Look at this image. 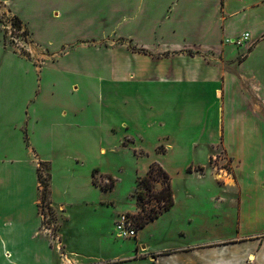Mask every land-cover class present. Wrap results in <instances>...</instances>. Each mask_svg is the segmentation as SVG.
<instances>
[{"label":"crops","instance_id":"crops-1","mask_svg":"<svg viewBox=\"0 0 264 264\" xmlns=\"http://www.w3.org/2000/svg\"><path fill=\"white\" fill-rule=\"evenodd\" d=\"M1 1L30 32L24 4L27 12L31 7L42 12L40 18L77 0ZM80 1L89 17L105 3ZM140 1L165 5L171 0ZM259 1L264 0H226L227 30L222 32L219 15L212 31L216 43L246 31L255 40L263 37L239 62V78L220 64L210 69L202 62L192 74L187 61L176 77L166 75L159 82L151 76L126 81L119 62L111 77L95 78L79 70L83 63L64 59L65 53L44 58L32 46L29 59L0 45L5 63L14 69L11 100L0 111V264L56 262L40 212L41 163L50 166L52 207L62 211V219L68 221L72 208L89 211L94 233L89 244L118 251L105 264H264V2ZM195 24L193 39L199 41L204 32ZM131 56L138 58L130 61L137 66L147 61L145 55ZM125 139H131L129 146ZM161 142L168 146L166 154L154 151ZM114 144L145 151L136 155L139 175L159 163L171 176L174 193V206L138 231L126 255L119 253L123 246L113 235L103 234L106 219L100 213L115 201L94 184L96 169L100 176L114 177L102 164ZM218 147L224 158L212 163ZM124 212L110 214L112 231ZM62 226L57 239L64 248ZM65 249L80 264L67 244Z\"/></svg>","mask_w":264,"mask_h":264},{"label":"rangeland","instance_id":"rangeland-1","mask_svg":"<svg viewBox=\"0 0 264 264\" xmlns=\"http://www.w3.org/2000/svg\"><path fill=\"white\" fill-rule=\"evenodd\" d=\"M104 2V5L100 6L101 11L90 17L85 14V5L80 0L74 1L66 7L58 5L54 10V15L50 17L47 16L49 12L46 13V16L39 18L38 15L42 12L39 13L40 11H37L35 7L27 8L29 9L27 12V4H24L22 8L27 14L25 20L29 24L28 28L34 35L31 38L35 45L42 49L40 51L45 54L44 58H51L53 53H65L64 57L66 55L67 57L64 59L83 63L84 67L79 70L85 73L89 72L95 78L102 77L104 79L108 75L111 77L112 72L116 70L117 62H119L123 65L120 67L124 71L126 81H132L136 76H151L153 80L159 82L166 75L176 77L178 67L184 61H187L192 74L198 71L202 62L206 68L210 69L220 64L226 73H233L239 78L240 75L237 71L239 62L244 56H247L258 41L263 39L260 37L255 40L252 38V34L246 31L241 35L231 37L225 35L216 43V40L212 38V31L216 29V16L218 18L220 15L223 20L222 32L225 33L227 30L226 0H171L165 5L159 2L148 3L140 0H126L117 4L112 0ZM261 2L259 1L257 4L260 5ZM114 4L118 6L117 10L113 7ZM9 9L0 0V22L2 23L0 45L11 54L19 53L30 59L32 57L28 55V52L18 51L25 49L24 43L11 39V37L20 39L23 32L17 30L10 35L6 30V22L14 17ZM192 17L198 19L193 20ZM193 24L197 30L204 32L203 39L199 41L193 39ZM185 32H189V34L185 35L187 34ZM245 36H249L247 42H245ZM64 44L66 45L64 46ZM79 44H88L90 47H78ZM21 46L23 48H20ZM66 49L68 50L66 51ZM141 50H144L146 54L138 53ZM232 50L234 52H231ZM70 52L71 54H69ZM132 53L145 55L146 58L143 59H147V61L138 66L134 62L130 63L132 59H138L132 58ZM3 54L0 50V111H6L11 100L9 96L10 77L14 70L12 64L5 63L6 59ZM196 60L198 64L194 62ZM126 142L129 146L132 141L125 139L123 143ZM161 143L154 151L166 154L168 146L165 142ZM112 146V148H107L108 153L102 164L103 168L112 173L116 179V186L109 193V197L115 201V204L111 206L112 208L102 210L100 215L106 219L102 228L103 234L106 232L107 235H113L116 238L115 232L108 226L112 211L116 210L119 213L128 211V214L135 216L136 225L140 226L148 218L151 210L158 209L161 204L155 198L152 202L141 206L137 201V180L142 177L139 175L141 159L137 156H145L146 152L137 150L134 153L127 148L120 149L116 144ZM147 146L149 147V144ZM213 153L217 159L213 157L212 163L217 162L219 158H224L221 147L214 148ZM197 158H199V154ZM224 166L228 168L229 162H224ZM41 171L47 178L50 166L48 164L41 166ZM107 176H100L98 171L94 172V184L101 187L110 186L111 182ZM161 190L162 185L155 184L154 193L159 194ZM40 206L44 208L42 209L43 228L48 231L52 245L56 249L55 264H78L77 261L70 259L68 251L64 250L66 244L69 252L77 254L75 256L80 264H105L103 260L118 252L102 248L97 243L89 244L88 238L94 235L86 216L89 211H83L84 209L80 208L69 209L68 221H64L61 216L62 211H59L58 208L52 207V211H49L48 207H43L42 202H40ZM60 224L63 225L61 241L64 243V248L57 239ZM144 236L148 240L149 229L144 232ZM116 239L123 246V250L119 253L123 255L129 253L130 241L132 243L133 239Z\"/></svg>","mask_w":264,"mask_h":264},{"label":"trees","instance_id":"trees-1","mask_svg":"<svg viewBox=\"0 0 264 264\" xmlns=\"http://www.w3.org/2000/svg\"><path fill=\"white\" fill-rule=\"evenodd\" d=\"M13 26L20 30L24 27L23 23L17 18H12ZM27 35H30V32L25 28ZM31 37V36H30ZM141 52H145L141 50ZM41 166H45L44 163H41L38 168V177L40 182V202L43 203V207H48L49 211H52V201H51V189H50V181H51V173H48V177H44L41 171ZM190 167L188 171H191ZM199 171H203V168H199ZM97 169L94 171L96 172ZM107 179L111 182L110 186H102L101 188L104 191H111L116 186V179L112 175H108ZM137 201L139 205L147 204L155 200L161 204V207L158 209L153 208L151 212L148 214V218L143 221L140 226H138L139 230L146 227L147 224L159 218L166 211L170 210L174 206V193L172 188V178L171 176L163 169V167L159 163H152L149 167V170L145 176L139 177L137 180ZM160 183L162 185V190L159 194L154 193L155 184ZM96 185V183H95ZM143 205V206H144ZM40 209L42 206H40Z\"/></svg>","mask_w":264,"mask_h":264},{"label":"built area","instance_id":"built-area-1","mask_svg":"<svg viewBox=\"0 0 264 264\" xmlns=\"http://www.w3.org/2000/svg\"><path fill=\"white\" fill-rule=\"evenodd\" d=\"M8 24V25H7ZM6 30L9 32V34H13L14 32L17 31V29L13 26V22H12V17L11 19H8V21L6 22ZM21 32H23V34L20 36V39L17 37H11V39L13 41H21V43H24V48L25 49H21L18 50L19 52H28V48L29 47H35L39 50H42L41 48L37 47V45H35V43L33 42L32 38L29 37L30 35H27L26 31H25V27H22L20 29ZM30 38V39H29ZM249 36H245V42H247L249 39ZM242 42V43H245ZM20 48H23V47ZM31 52L28 53V55H30ZM41 214H42V218H44V215L42 213V209H41ZM115 236L118 239H135L138 235V225H136L135 223V216L132 214H128V213H123L120 214L118 216V219L115 222Z\"/></svg>","mask_w":264,"mask_h":264}]
</instances>
